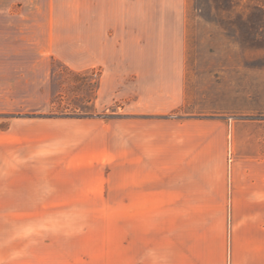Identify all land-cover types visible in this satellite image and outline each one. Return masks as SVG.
<instances>
[{"label": "rangeland", "instance_id": "rangeland-1", "mask_svg": "<svg viewBox=\"0 0 264 264\" xmlns=\"http://www.w3.org/2000/svg\"><path fill=\"white\" fill-rule=\"evenodd\" d=\"M131 2L143 63L121 59L111 68H180L179 98L165 97L158 111L139 112L136 97L105 98L101 86L94 97L89 84L99 75L102 85L107 67L77 69L91 59L75 38L91 30L96 0H0V177L10 180L17 157L37 168L67 166L61 215L52 202L51 215L21 217L38 247L21 249V264L39 256L57 264H232L229 211L220 214L230 200L172 197L182 196L184 181L230 196L245 176L239 166L264 163V0ZM55 120L97 124L88 136L69 126L60 147L37 125ZM14 123L33 124L19 154ZM182 152L191 168L173 167Z\"/></svg>", "mask_w": 264, "mask_h": 264}, {"label": "crops", "instance_id": "crops-1", "mask_svg": "<svg viewBox=\"0 0 264 264\" xmlns=\"http://www.w3.org/2000/svg\"><path fill=\"white\" fill-rule=\"evenodd\" d=\"M96 1L97 9L93 10L91 15V30L83 31L75 38L76 48L90 47L91 59L78 63L82 68L77 69H90L85 67L91 66L107 67L102 68L105 75L101 85V95L113 101L121 96L136 97L135 103L139 112H145L143 107L147 105L152 106V111H158L157 106L163 105L165 97L179 98L182 87L180 68H172L171 73H165V68H111L121 59L125 65L131 66L132 63L142 65L141 35L143 31L139 25L135 37L132 38V18L129 17L131 0ZM121 88H124L123 92L120 91ZM96 124L97 122L92 120H55L43 121L37 125L45 127L44 133L39 135L41 138L44 139L45 135L56 136L61 142V147L62 140L63 145H67L69 126L82 128L83 136H88L90 133L88 129ZM26 125L27 127L17 123L12 125L13 154H19L21 147L23 148L20 145V136H23V142L26 136H32L29 131L33 124ZM54 126L59 127L58 132L57 129H46ZM21 131L27 133L22 134ZM53 132L55 134H52ZM61 151L62 148H60ZM184 152H182L184 156L174 161L180 163V165L175 164L174 168L192 167L194 161L188 159L187 152ZM237 169L241 170L245 176L237 178L234 192L230 196L228 193H213L207 189L204 192H195L193 184L190 181H184L179 186L185 191L177 192L182 196H173L172 199L210 202L230 200V207L225 208V212L223 208H220V214L223 215L227 213V210L229 211L232 264H264V163L257 161L243 163ZM6 175H8L7 172ZM208 187L210 190L211 185ZM67 193L66 164L63 166L55 162L47 168L44 166L37 168L30 163L20 164L17 157L11 167L10 180L0 177V264H21V249L38 248L36 231L21 230V217L31 215L44 217L45 214L52 213V202H55V213L59 212L61 215L62 202L67 200ZM154 199L159 197L156 196ZM45 202H50L47 209ZM7 218L11 219V225L6 224ZM29 242H32L31 246ZM39 250H43V246H39ZM24 263L57 264V261L39 256L33 261L27 260Z\"/></svg>", "mask_w": 264, "mask_h": 264}, {"label": "trees", "instance_id": "trees-1", "mask_svg": "<svg viewBox=\"0 0 264 264\" xmlns=\"http://www.w3.org/2000/svg\"><path fill=\"white\" fill-rule=\"evenodd\" d=\"M100 86H101V80H100V78H99V75H97V77L93 79V82H91V83L89 84V87H90L92 93L95 94L94 97H96V95H97V93H98V91H99V89H100ZM94 97H91L90 100L93 99ZM84 117H86V116H84ZM84 117H83V116L81 117L80 115H77L76 118H84ZM109 118L112 119L111 116H109L108 119H109Z\"/></svg>", "mask_w": 264, "mask_h": 264}]
</instances>
